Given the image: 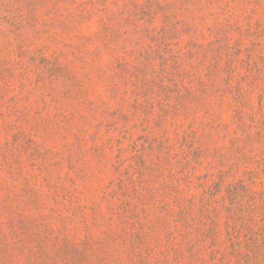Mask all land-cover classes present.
<instances>
[{
	"label": "rangeland",
	"instance_id": "1",
	"mask_svg": "<svg viewBox=\"0 0 264 264\" xmlns=\"http://www.w3.org/2000/svg\"><path fill=\"white\" fill-rule=\"evenodd\" d=\"M0 264H264V0H0Z\"/></svg>",
	"mask_w": 264,
	"mask_h": 264
}]
</instances>
